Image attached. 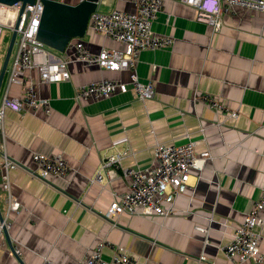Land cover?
I'll return each mask as SVG.
<instances>
[{
	"label": "crops",
	"instance_id": "crops-1",
	"mask_svg": "<svg viewBox=\"0 0 264 264\" xmlns=\"http://www.w3.org/2000/svg\"><path fill=\"white\" fill-rule=\"evenodd\" d=\"M98 8L131 11L134 6L132 0H100ZM152 29L174 41L139 55L138 79L154 84L150 98L140 99L130 88L100 99H77L82 84L131 79L128 70L73 62L68 80L40 85L51 104L49 113L6 112L0 143L24 168L9 175L21 207L0 239V264H40L44 257L78 264L102 239L123 246L137 264H229L225 245L264 188V12H225L216 29L198 20L194 7L164 0ZM83 40L95 52L118 44L91 30ZM19 91L12 86L13 95ZM205 92L224 99L238 115L227 117L205 105L198 98ZM189 140L198 150L208 148L212 158L192 172L187 191L177 196L176 215L122 214L116 224L105 218L114 195L128 185L122 167L113 166L102 170L100 184L90 181L107 156L127 149L122 166L146 168L154 163L157 142ZM34 152L63 154L69 173L47 180L32 174ZM2 175L0 209L5 212ZM259 228L264 252V222ZM112 252L105 247L104 258ZM243 264L261 263L250 258Z\"/></svg>",
	"mask_w": 264,
	"mask_h": 264
},
{
	"label": "built area",
	"instance_id": "built-area-1",
	"mask_svg": "<svg viewBox=\"0 0 264 264\" xmlns=\"http://www.w3.org/2000/svg\"><path fill=\"white\" fill-rule=\"evenodd\" d=\"M67 3H78L82 0H56ZM195 8L198 20L212 28H218L222 15L237 8L264 12V0H178ZM164 0H132L131 11L113 8L103 11L97 8L89 17L87 30L109 37L115 46L102 47L99 51L91 50L83 37L71 38L64 51L50 48L36 38L44 3L35 0L33 4L17 1L12 4L0 2V43L5 30L16 31V38L11 52L7 70L0 88V132L6 112L43 110L51 111L47 97L40 94L42 83H53L70 78V64L80 62L87 66H97L111 71L128 70L130 82L113 78L82 84L78 87L76 98L80 100L100 99L117 92L132 88L140 99H148L154 94L153 82H142L138 79L136 66L142 50L163 48L173 44V38L155 33L152 24L162 9ZM18 24V25H17ZM12 32V33H13ZM128 83H131L129 86ZM12 86H18V94L11 93ZM198 98L208 107L227 117H236L238 111L228 106L221 97L208 92L199 93ZM264 122V121H263ZM3 142V141H2ZM0 143V172L3 174L2 188L6 191L7 206L0 215V239L5 229L8 230L11 214L21 207L19 198L13 193L10 172L23 165L12 158L5 142ZM128 150L116 151L107 156L100 164L90 181L102 182V170L113 166L122 167L128 178L126 191L116 193L104 212L107 219L116 224V218L122 214L160 216L167 218L176 215V199L187 191L193 171H200L205 162L212 158L208 148L198 150L193 140L184 143L157 142L153 147L154 163L146 168L123 167L122 159ZM33 159L37 170L32 174L43 180L50 176H66L70 165L63 154H46L34 152ZM24 168V167H23ZM264 188L254 201L246 217L238 223L232 239L225 245V257L229 264H243L247 259H254L264 264V252L259 246L260 225L264 222ZM204 231H207L206 228ZM112 247L110 259L104 258V248ZM15 254H21V248L13 245ZM205 256L201 255L200 260ZM40 264H59L49 257H44ZM78 264H137L136 257L123 246L113 245L106 239L99 240L89 254Z\"/></svg>",
	"mask_w": 264,
	"mask_h": 264
},
{
	"label": "water",
	"instance_id": "water-1",
	"mask_svg": "<svg viewBox=\"0 0 264 264\" xmlns=\"http://www.w3.org/2000/svg\"><path fill=\"white\" fill-rule=\"evenodd\" d=\"M17 1H23V5L35 2V0H0V2L6 4H12ZM42 1L44 8L36 38L50 48L61 52L64 51L71 38L85 36L88 31L89 17L98 8L100 2V0H82L78 3H67L56 0ZM15 38L16 31L12 34L3 60L0 71V88L5 77ZM0 215L2 216L1 209ZM16 257L20 259L18 256Z\"/></svg>",
	"mask_w": 264,
	"mask_h": 264
},
{
	"label": "rangeland",
	"instance_id": "rangeland-1",
	"mask_svg": "<svg viewBox=\"0 0 264 264\" xmlns=\"http://www.w3.org/2000/svg\"><path fill=\"white\" fill-rule=\"evenodd\" d=\"M12 32L13 31H11V30H5L3 37H2V40H1V43H0V71L2 68L3 60L5 57L10 39H11L12 34H13Z\"/></svg>",
	"mask_w": 264,
	"mask_h": 264
}]
</instances>
